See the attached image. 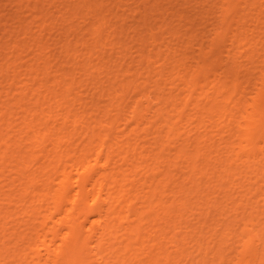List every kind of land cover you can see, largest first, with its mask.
I'll return each instance as SVG.
<instances>
[{"label": "bare ground", "instance_id": "1", "mask_svg": "<svg viewBox=\"0 0 264 264\" xmlns=\"http://www.w3.org/2000/svg\"><path fill=\"white\" fill-rule=\"evenodd\" d=\"M195 196L217 217L179 238ZM193 240L189 264H264V0H0V264H182Z\"/></svg>", "mask_w": 264, "mask_h": 264}, {"label": "rangeland", "instance_id": "2", "mask_svg": "<svg viewBox=\"0 0 264 264\" xmlns=\"http://www.w3.org/2000/svg\"><path fill=\"white\" fill-rule=\"evenodd\" d=\"M135 55H136V54H134L133 56H135ZM144 64H146V62H145ZM77 90H78V92L80 91L79 94H82V91H81L82 89H81V88H78ZM86 94H87V92H84V94H83V95L85 96V99H84L85 101L87 100V98H89L88 96L86 97ZM83 98H84V97H83ZM87 101H89V99H88ZM195 124H196V123H195ZM212 125H213V124L208 125V127H207V129H206V132H208V131L210 132L209 129H211V126H212ZM214 126H216V125L214 124ZM151 128H152V127H151ZM153 128H156V126L154 125ZM153 128L150 129V130H152V131H150V133L153 132V130H154ZM213 128H215L214 131H213ZM216 129H217V127H213V126H212V129H211V132H210V133H212V132H213V133L210 134V136H211V135L213 136V135L217 134V132H215ZM207 130H208V131H207ZM147 132H148V131H147ZM209 132L207 133V136H209ZM162 135H163V134H162ZM225 135H226V136H225ZM210 136H209V137H210ZM212 136H211V137H212ZM224 136L226 137L225 139H227V138H228V133H225ZM215 138H216V136H215ZM215 138H214V136L211 138V139H212V142H214V144H215V143L218 144L220 141H222V139L220 138V135H218V137H217L218 141H217ZM220 139H221V140H220ZM213 140H216V142L213 141ZM142 141H143V140H141V142H142ZM178 141L181 143L182 140H178ZM178 141H177V144H175L176 142L174 141V142H173V146H174V145H175V146H178V145H179ZM143 143L146 144V141L143 142ZM217 144H216V145H217ZM170 145H171V144H170ZM211 145H212V144H211ZM221 145L223 146V144H221ZM209 146H210V144H209ZM212 146H213L214 148L222 147V146H220V145L217 146V147H215V145H212ZM170 147H171V146H170ZM213 147H212V148H213ZM171 148H172V150L175 152V149H173V148H175V147H171ZM173 151H172V153H174ZM223 152H224V151H223ZM223 152H222V154H223ZM223 156H225V152H224V155H223ZM172 158H173V155H172ZM148 160H149V158H148ZM172 160H173V159H172ZM242 160H243V159H242ZM242 160H241V162H238V164H239V168H240V166H241V170L245 168V167L242 166V163L244 162V160H243V161H242ZM173 161H174V160H173ZM147 163H148V161H147ZM149 163H150V162H149ZM176 164H177L178 167L176 166ZM176 164H175L176 167L174 166L173 169H172V167H171V169H172V173H175V172L178 173V174L175 173V174L173 175V176H174L173 179H174L175 181H173V183H172L173 185H171V188L173 187L171 190H172V192L174 193L175 197L177 196V199H176V200H178V194L180 193V192H178V191H180V190H177V188H178L177 186H179L178 189H180V187L182 186L181 188H183V190L186 191V190H188V188L191 187V185H190V187H189L188 183H189V184H192V183H191V180H190L189 182H187L189 179H186L187 176H188V175H187V176L185 175V174L187 173V171H186V170H187V167H186V169H185V165H186V164H185V165H184L183 163H180V164L176 163ZM144 165H145V164H144ZM180 167H181V168H180ZM174 168H175V169H174ZM177 168H178V169H177ZM180 169H181V170H180ZM184 169H185V170H184ZM173 170H174V171H173ZM179 170L182 172V174H180L181 172H180ZM184 171H186V173H185ZM141 172H142V171H141ZM183 172H184V173H183ZM141 174H142V173H141ZM179 174H180V177H182V175H184V176H183L182 178H180V177H179ZM187 174H188V173H187ZM143 175H147V172L143 171ZM250 176L252 177V175H250ZM184 177H185V178H184ZM176 178H179V179H176ZM183 179H184L185 181H183ZM253 179H254V178L252 177V180H253ZM177 180H179V181H177ZM208 181H210V182H209V188L205 187V184H204V183L206 182V180H204L203 183L201 184V185L204 184V185H203V186H204V189H203V186H201V191H202V192L200 191V192H201V193H200V196H201L202 194H206V193H208V192H212V191H213L212 189L215 188V189H214L215 191H214V193H213L214 195L211 194L210 198H212V199H213V198L220 199V198H221V195H223V191H222V190H219V188H216L217 186H216V184H215L216 182H215L214 180L211 179V180H208ZM176 182H177V183L181 182V183H180V184H177ZM182 182H185L188 188L185 186V183H183V185L185 186V187H183ZM212 182H214V183H212ZM251 182H253V181H251ZM211 183H212L213 185H212ZM174 184H176L177 186L174 185ZM174 186H176L177 188H176V187L174 188ZM174 189H175V190H174ZM185 189H186V190H185ZM205 190H206V191H205ZM210 190H211V191H210ZM216 190H217V191H216ZM207 191H208V192H207ZM177 192H178V193H177ZM186 192H187V191H186ZM217 192H218L219 194H218ZM176 193H177V194H176ZM221 193H222V194H221ZM217 194H218V195H217ZM170 195H172V194H170ZM180 195H181V196H180ZM212 195H213V196H212ZM216 195H217V197H216ZM179 196H180V197H184L185 194L182 196V194L180 193ZM191 196H192V195H191ZM196 197H198V198H196ZM219 197H220V198H219ZM194 200H195V203L192 202V201H194ZM197 200H199V201H197ZM219 201H221V200H219ZM137 202H138V201H137ZM139 202H140V201H139ZM139 202H138V203H139ZM190 202L192 203V205H191V203H190V205H187L186 208L181 209V210H178V208L176 207L177 209H176V210L174 211V213H173V220H176L175 222H178L179 219H181L183 222L185 221V222L182 223V225H181V226H183V227L179 226L180 228H177V229L173 230V234H174V232H176V231H179V232H180V231L182 230V231H181V232H182V235L180 234V235L178 236L179 238H180V236L183 237L184 235H186V233H188L190 230H193L194 227H196V226L198 227L199 224H204V223L206 222L205 225H208V224L211 225V224L213 223V219H212V218H214V217L216 218V217H217V214H216L217 211H216L215 209H211V210H213V211H212L213 214L211 213V215H210L209 217H206V214H205V216H204L203 213H200V212H202L204 209L207 210V206H205L206 204H204V203L201 204V200H200L199 196H195V199L193 198V200H191ZM198 203H199V204H198ZM176 204H177V202H176ZM197 204H198V205H197ZM203 204H204V205H203ZM139 205H140V203H139ZM201 205H202V206H201ZM188 206H189V208H191V209L187 208ZM191 206H193V208H192ZM197 207H198V208H197ZM199 207L201 208V210H200ZM203 207H204V208H203ZM205 207H206V208H205ZM187 209H189V210H187ZM177 210H178V211H177ZM190 210H192L193 212L190 211ZM195 210H197V211H195ZM206 210H204V213H205ZM179 211H180L182 214H181V213L179 214ZM185 211H187V212H185ZM189 213H190V214H189ZM198 213L203 214L202 217L204 216V218H202ZM183 214H186V215H189V216L184 217V216H186V215L182 216ZM195 214H196V216H195ZM178 215H181V217H179ZM214 215H215V216H214ZM176 216H177V217H176ZM195 217H196V218H195ZM198 217H199V218L201 217V219H199ZM211 217H212V218H211ZM178 218H179V219H178ZM182 218L186 219L187 221L184 220V219H182ZM205 218H206V219H205ZM207 218H208V220H209V218H210L212 221L210 220L209 223H207V222H208V221H207ZM215 218H214V219H215ZM192 219H194V220H192ZM204 219H205L206 221H205ZM146 220H147V218H146ZM195 220H196V222H195ZM198 220H201L202 222H201V221H198ZM189 221H190V222H189ZM191 221H192V222H191ZM186 222H187V223L189 222L188 225H187ZM190 223H191V225H192V224H193V225L191 226ZM197 223H198V225H197ZM153 224H155V223H151V224L147 225L148 228H146V226H145V230H146V231L148 230L147 232H151V233H150L151 235L154 234V235L156 236L157 234H155L154 231L157 229V228H156L157 224H155L154 227H153ZM183 224H184V225H183ZM194 224H195V226H194ZM150 225H152V226H150ZM185 225H187V226H185ZM190 226H191V227H190ZM151 227H152L153 230H152V229H151V230L149 229V228H151ZM185 227H187L188 229L185 228ZM154 228H156V229L154 230ZM181 228H182V229H181ZM189 228H190V230H189ZM183 229H186V230H183ZM142 243H143V242H142ZM142 243H141V241H139V246H140V244L144 246V244H145L146 242L143 243V244H142ZM193 243H194V240L191 241V242L189 241V242L185 243V244H186L185 247H187V251L190 252V254L192 253V254H191L192 259L190 258V259H188V260H184V261H182V264H183V262L185 263L186 261H187L186 264H189L190 261H193V260H194V261L196 262V261L198 260V258H199L198 253L194 250V247L191 246ZM147 244H148V243H147ZM147 244H146V245H147ZM150 244H152V242H150V243L148 244V246H149ZM188 247H189V248H188ZM174 248H176V247L171 248V249H173V250H171L172 253L177 251V250L174 249ZM192 249H193L195 252H193ZM190 250H191V251H190ZM196 253H197V254H196ZM193 256H194V257L197 256V257L194 258ZM193 258H194V259H193ZM196 259H197V260H196ZM194 261H193V262H194Z\"/></svg>", "mask_w": 264, "mask_h": 264}]
</instances>
